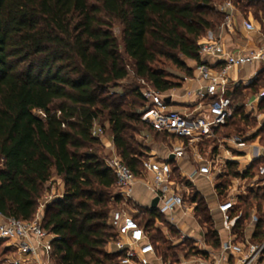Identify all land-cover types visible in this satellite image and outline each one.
<instances>
[{"label":"trees","instance_id":"obj_1","mask_svg":"<svg viewBox=\"0 0 264 264\" xmlns=\"http://www.w3.org/2000/svg\"><path fill=\"white\" fill-rule=\"evenodd\" d=\"M213 1L0 0V213L30 220L43 185L52 175L59 177L62 197L47 208L41 222L54 235V264H118L119 254L105 250L115 239L107 222L114 176L98 155L101 140L91 134L92 126L104 117L106 124L100 126L110 132L124 164L139 175L144 153L136 151L129 131L146 127L154 136L165 135L141 119L139 87L122 93L110 90L130 72L158 92L180 87L181 79H171L156 65L166 60L185 76L192 75L180 56L201 63L200 39L220 22ZM231 1L241 11L256 2L246 0L239 6L238 0ZM113 21L121 25V43L112 31ZM260 83L263 71L246 88L257 92ZM129 95L134 100L126 101ZM248 118L242 106L236 107L217 134H231L230 126L247 124ZM234 165L229 164L228 177L235 175ZM256 166L257 161L251 164L252 169ZM225 179L216 186L219 193ZM120 199L118 193L113 195L115 203ZM240 199L243 218L253 206L263 216L264 185ZM190 201L205 226L206 243L218 248L219 236L204 198L194 191ZM145 212L147 218H134L166 260L169 247L160 249L163 238L149 232L162 214L156 209Z\"/></svg>","mask_w":264,"mask_h":264},{"label":"built area","instance_id":"obj_2","mask_svg":"<svg viewBox=\"0 0 264 264\" xmlns=\"http://www.w3.org/2000/svg\"><path fill=\"white\" fill-rule=\"evenodd\" d=\"M231 7V2L222 6L227 22ZM217 52L218 43L215 39L200 42V57L217 56ZM222 59L224 65L219 69L201 62L195 65L190 77L183 76V82L196 80L198 83L195 88L185 91L181 99L183 104L194 106L188 112L172 108L177 99V87L158 92L142 81L144 86L139 88L144 100V106L140 109L141 119L153 131L168 138L172 149L166 159H157L153 154L144 156L140 161V173L135 175L117 154L109 137L111 144H104L109 150L104 162L113 173L114 187L121 197H130L134 185L141 183L158 197L156 210L159 213L184 205V195L180 183L176 181L173 162L191 155L195 169L189 177L200 175L212 182L214 187L229 164L239 163L230 180L232 186L224 189L225 198L218 200L215 190V210L222 218L228 232L227 238L219 250H207V256L201 264H264V218L256 206L251 208L248 218H243L244 209L238 205L239 198L250 189L264 185V143L259 137L251 140L255 133L223 137L217 134V130L232 117L237 107L232 88L228 87V71L246 64H260V71L264 73V46L248 53H228ZM167 97L169 103L165 101ZM240 105L245 115L256 118L260 127L264 121V111H261V107L264 108V87L248 96ZM91 134L98 137L101 143L108 139L105 129L96 122ZM208 141L212 143L206 146ZM200 145L206 148L201 151ZM215 148L222 149L227 159L214 154ZM170 156H173L172 161L168 160ZM255 161L257 166L252 169L251 164ZM261 213L264 216V206ZM41 220L38 213L30 220L6 217L0 213V241L17 254L9 261L10 264H53L51 240L54 235L43 228ZM107 222L115 233L112 250L119 254L118 264H154L157 259L162 264H172L162 259L148 233L124 210L111 211Z\"/></svg>","mask_w":264,"mask_h":264},{"label":"crops","instance_id":"obj_3","mask_svg":"<svg viewBox=\"0 0 264 264\" xmlns=\"http://www.w3.org/2000/svg\"><path fill=\"white\" fill-rule=\"evenodd\" d=\"M255 1H256L255 3H261L262 5H264V0H255ZM255 3L250 4L247 11H241L235 5L231 4L232 7L231 9L228 10V13L230 14V19L222 27V30H219V32L217 31L218 34H216L215 37L209 36L210 38L209 37L207 38L206 35L203 36L202 39H200V42L215 39L218 43V52H217L218 55L201 57V62L205 63L207 66L213 69H219L224 65V60L222 59L223 55L228 53H237V52L248 53L250 50H253L260 46H264V15L262 16L259 15L260 13H262L260 9L256 11L252 8V6ZM249 8H252L253 10H249ZM192 61L195 64L194 66L190 65V68L194 69L197 63L194 60ZM260 69H261L260 64H251V65L246 64L240 67H234L228 71V75L230 78L228 87L230 89L232 88L231 90L233 97H238L236 96L238 94L241 96V99L243 101L248 96H251L255 93V92L251 93L246 88V86L257 77L255 76V74L258 73ZM197 84L198 83L196 80H192L188 82L182 81L181 86L177 87V99L175 104L172 105V108L184 112H188V110L194 108L193 105L183 104L181 102V99L183 98V94L185 93V91L195 88ZM236 102L238 101L236 100ZM261 111H264L263 107H261ZM108 139L110 138L108 137ZM108 139H105L102 142V144L103 145L111 144V141H109ZM162 139L165 142H163V144L160 145L159 148L157 147L152 148V153L154 157L160 160L166 159L169 154V151H171L172 149V145L169 143L168 138L164 136ZM211 143L212 141H208L206 143V146ZM203 148L206 147L200 145L199 149L201 151ZM220 150L221 149L215 148L214 154H218L222 159L225 158L227 159V155L224 153V151L221 152ZM183 165H186L187 168L189 169L187 173L184 171ZM194 169L195 166L191 155L185 156L179 159L178 161L173 162V171L175 172V176L177 177V179H179L176 180L177 182L184 181V185L191 184L197 188L195 184V179L197 177L204 179L207 182V184L209 183L208 185L211 187L213 195L216 198V194H215L216 187H214V184L212 182H210L208 179L200 175L189 177ZM53 176L61 181V179L56 175ZM185 192L186 193L189 192L187 187L185 188ZM197 192L202 193L201 196H203V198H205L206 200L204 193L199 188H197ZM131 196L136 200H138L139 203L145 209H150L149 208L150 202L155 197L151 189H149L147 186H144L143 184L134 185ZM187 199L190 201V198L188 196ZM206 203L210 215L212 217L215 230L217 231L219 236V240H220L219 247L213 248L206 243L205 226L201 225L198 222L197 218L195 217L194 203L191 201L187 203L184 199V205L182 207H176L172 211H168L166 213H161V214L163 220L166 223H168V225H171L176 232L180 233V235H183V237L192 238L194 242L193 245L195 248H197L199 252H195L194 254H191L189 258H187L184 255H181L177 258L176 260L177 262L174 261V263L168 259L166 260L163 259L164 261H170L172 264H201L202 260H204L207 256V252H206L207 250L210 251L219 250L221 243L227 238L228 232L223 225L222 218L215 210V207L214 210L211 211L207 200ZM158 222L159 220L155 218L153 225L157 226ZM154 264H162V263L160 259H157L154 261Z\"/></svg>","mask_w":264,"mask_h":264},{"label":"rangeland","instance_id":"obj_4","mask_svg":"<svg viewBox=\"0 0 264 264\" xmlns=\"http://www.w3.org/2000/svg\"><path fill=\"white\" fill-rule=\"evenodd\" d=\"M238 1H239L238 5L241 6L242 4L245 3L246 0H242V1L238 0ZM226 2H231V4L234 3L231 0H215V1H213L212 7H213L214 11L219 15L220 22L218 25H216L212 30H210L206 34L207 38L209 36L215 37V35L218 34L219 30H222V27L227 23L226 18H225L226 13L222 9V6L225 5ZM235 6L237 7V5H235ZM259 6H264V5H262L261 3H256L252 6V8L254 10H256V7H259ZM252 8H249V10H253ZM241 9H245L243 11L248 10V8H246V7H243ZM259 15L260 16L264 15V10ZM121 29H122L121 25L117 21L112 22V31H113L114 35L117 37L119 43H121ZM121 51H122V46H121ZM180 57H181V59H183V61L185 62V65L187 67H190V65L194 66L195 63L191 59L184 58L182 56H180ZM123 58H124V61L126 64L130 63V61L127 59V57L124 56ZM156 67L162 68L169 75V77H171V79H174V80L181 79V81H183L182 78H183V76H185L183 71H181L179 68H177L175 65L171 64L170 62H168L166 60H160V62L156 65ZM135 86L141 88L144 86V83L141 80L135 78L133 73L130 72V75L127 78L120 81V86L118 88L111 89L110 93L112 91H119V93H122L123 91H126L127 89H130L131 87H135ZM261 87H264V83H262V84L260 83V88ZM125 100L126 101H132L134 99H133L132 95H129L127 98H125ZM237 100H238V102H236V104H238L237 107H239V106H241L240 103L242 102V99L239 96V97H237ZM134 109H136V107ZM35 113L40 114L39 111H35ZM261 123L263 124L264 121ZM97 124L102 125V126L104 124H106L104 117H101L98 120ZM261 126L259 127V124H258V121L256 120V118L249 116L247 124L245 122H242V123L237 122L235 125L233 124L232 126H230L229 131H231L232 133L229 135H241L243 133L244 134L245 133H247V134L255 133L254 136H252L251 140L259 137L260 141L262 143H264V131L260 132ZM235 127L239 130L235 131L236 130ZM104 129H105V133H106L107 137H110V132L108 131V129L107 128H104ZM129 134L132 135V139L134 142L133 144L136 147V151H138L139 153L142 151V153H144L145 157H147L148 154H153L152 148H156V147L159 148V146L162 145L163 142H165V141H163L161 136L160 137L154 136L153 132H150L146 127L141 128L137 133H132V131H129ZM218 136L223 137L226 135L220 130L218 132ZM144 137H146V138H144ZM214 143L216 144L217 142L214 141ZM136 144H138V146H136ZM220 151L223 152L222 149ZM108 153H109L108 148L101 143L100 146L98 147V155H99L100 159L104 161L105 158L108 156ZM234 163H235V165L232 166L231 169L235 172V169L239 166V163H237V162H234ZM183 169L186 173L189 171V169L187 168L186 165H183ZM229 171H230V166L228 165L227 170L223 174H221V176L219 177V181H224V179L226 178L225 180L227 181V184H226L225 189L232 186V183L230 182L232 177H228V175H227ZM177 180H179V179H177ZM179 183H180V189L183 192L184 199L187 203L190 202L187 199V196L189 198H191L194 191H197V188H199L204 193L211 211L214 210V207L216 204V198L213 195L211 187L208 185L209 183L207 184V182L204 179H201L198 177L195 179V184H196L197 188L191 184L190 185H184V181H180ZM138 184H141V183H138ZM262 186H256L257 188L250 189L247 192V194L242 196V197L244 198L245 196L256 192L257 189L259 187H262ZM186 187L189 191L188 193L185 192ZM63 190H64V187H63L62 181H60L58 178H55L52 175L50 180L48 182H46L42 187V192H41L40 197L37 200L36 210H35L34 215L36 213H38L43 218V215H44L45 211L47 210V208L56 199L62 197ZM216 191L218 193V200L225 198L224 195L226 193L224 190L221 193H219V191L217 189H216ZM115 193H118V190L115 187H113L110 190L111 197H110V202H109L112 211L124 210L125 212H127L131 216L136 217V219H138V220L139 219L143 220V219L147 218V214L145 212L146 209L139 203L138 200H136L132 196H130L128 198L127 197L126 198L121 197V199L115 203L113 201V195H115ZM200 195H202V193H200ZM242 197H240V198H242ZM204 200H205V198H204ZM206 200H205V202H206ZM238 205L240 207H242L243 209H245L244 206L241 204V199L238 201ZM250 210H251V208L247 212V215L244 216L245 218H248ZM262 218H264V216H262ZM152 228L153 229H151L149 231L150 234H153L154 237L160 236L161 238H163V243L160 245V249H162V247H164V248L169 247V249L166 252L168 253V260H170L171 262L174 263V259H177L181 255H184L187 258H189V256L191 254L195 253L194 251H197V248H195L193 245V243H194L193 239L192 238H186V237H183V235H180V233L176 232L171 225H168V223H166L163 220L162 216L159 217V222H158L157 226L153 225ZM214 228H215V226H214ZM112 249H113L112 242H109L105 246V250L112 251ZM187 252H189V253L187 254ZM15 256H17V254H15L13 249L10 246H8L5 242L0 241V263L1 264H10L9 261L11 259H13ZM52 263H53V261H52Z\"/></svg>","mask_w":264,"mask_h":264},{"label":"water","instance_id":"obj_5","mask_svg":"<svg viewBox=\"0 0 264 264\" xmlns=\"http://www.w3.org/2000/svg\"><path fill=\"white\" fill-rule=\"evenodd\" d=\"M169 100H170V99H169L168 97L165 98V101H166L167 103H169ZM172 159H173V156H170L169 160H172ZM157 203H158V197L155 196V197L151 200L150 205H149V208H150V209H155Z\"/></svg>","mask_w":264,"mask_h":264}]
</instances>
